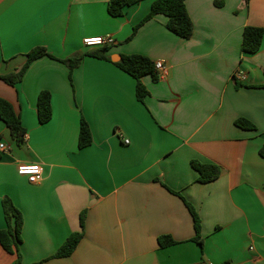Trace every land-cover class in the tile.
I'll return each mask as SVG.
<instances>
[{
	"label": "crops",
	"instance_id": "crops-1",
	"mask_svg": "<svg viewBox=\"0 0 264 264\" xmlns=\"http://www.w3.org/2000/svg\"><path fill=\"white\" fill-rule=\"evenodd\" d=\"M108 1L0 0V75L18 72L37 47L58 59L34 61L14 87L0 80V99L26 130L18 146L0 119V141L9 147L0 152V230L8 197L23 215L22 264H264V35L257 53L242 50L246 27L264 30V0H186L190 39L170 32L159 15L131 40L156 0L116 18ZM98 36L114 38L110 61L85 57L70 79L61 61L100 48L83 44ZM129 55L167 67L164 79L143 78V103L136 80L115 64ZM42 91L52 95L45 124ZM82 118L93 142L80 149ZM240 119L255 129L239 128ZM193 161L222 173L201 184ZM30 163L42 167L38 184L18 174ZM185 202L200 217L203 248ZM83 212L78 247L54 258L80 230ZM164 236L177 243L161 247ZM16 259L0 245V264Z\"/></svg>",
	"mask_w": 264,
	"mask_h": 264
},
{
	"label": "trees",
	"instance_id": "trees-1",
	"mask_svg": "<svg viewBox=\"0 0 264 264\" xmlns=\"http://www.w3.org/2000/svg\"><path fill=\"white\" fill-rule=\"evenodd\" d=\"M141 1L142 0H109L107 5L108 14L114 18L122 17L128 7L138 4ZM216 5L221 6V3L216 2ZM159 15H163L167 18L166 27L173 34L182 39H190L193 36L194 26L186 8V0H156L152 4L150 12L133 28L132 36L128 40H131L145 23ZM263 35L264 30L262 28L246 27L243 33L242 50L249 54L257 53L261 48ZM110 47L111 46H103L88 53L78 54L74 57L62 60L61 62L66 64L70 69L71 79L72 71L81 65L85 57H94L110 61L108 57ZM42 57L58 60L51 55L46 48L37 47L30 51L27 55L25 65L18 72L5 76L0 75V80H3L12 87L16 86L22 81L30 65ZM115 64L123 72L136 80V97L138 101L143 103L149 95L148 89L143 83V78L150 75L155 81L159 80L158 72L155 69V62L142 55H129L122 56L121 60ZM51 100L52 95L48 91H42L38 96L37 108L41 124L48 123L52 118ZM0 119L6 124L11 139L16 142L18 146H22L26 140V130L13 105L4 99H0ZM235 124L244 130L255 129L254 125L245 119H240L236 121ZM92 142L93 136L90 125L82 118L80 121L78 146L80 149H83L90 146ZM259 153L260 156L264 158V146L260 149ZM192 166L199 173L198 182L201 184H208L216 181L222 173L221 168L214 164L193 161ZM185 204L194 219L196 231L194 241L203 248L204 241L201 236L200 217L192 205L187 202H185ZM3 210L7 227L4 230H0V245L7 253L17 255L15 264H22V255L19 251V245L22 242L21 232L23 227V215L8 197L3 199ZM85 221L86 213L83 212L80 215V230L71 234L66 239L54 255V258H67L74 253L84 237ZM176 243L177 242L171 237L164 236L159 238V244L163 248L175 245Z\"/></svg>",
	"mask_w": 264,
	"mask_h": 264
},
{
	"label": "built area",
	"instance_id": "built-area-1",
	"mask_svg": "<svg viewBox=\"0 0 264 264\" xmlns=\"http://www.w3.org/2000/svg\"><path fill=\"white\" fill-rule=\"evenodd\" d=\"M83 44L86 47H103L114 45V38L111 36L87 37L83 39ZM155 69L158 72L159 79H164L167 76V67L163 61L155 62ZM235 79H242V73H235ZM129 143V141H126ZM9 147L0 141V152L8 151ZM18 174L27 177L31 184H38L42 181V167L38 163L21 164L18 166Z\"/></svg>",
	"mask_w": 264,
	"mask_h": 264
},
{
	"label": "rangeland",
	"instance_id": "rangeland-1",
	"mask_svg": "<svg viewBox=\"0 0 264 264\" xmlns=\"http://www.w3.org/2000/svg\"><path fill=\"white\" fill-rule=\"evenodd\" d=\"M10 139V138H9ZM11 140V139H10Z\"/></svg>",
	"mask_w": 264,
	"mask_h": 264
}]
</instances>
